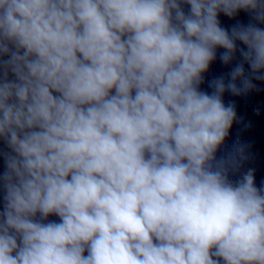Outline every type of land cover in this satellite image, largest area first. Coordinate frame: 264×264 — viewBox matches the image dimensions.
Listing matches in <instances>:
<instances>
[{
  "label": "clouds",
  "instance_id": "1",
  "mask_svg": "<svg viewBox=\"0 0 264 264\" xmlns=\"http://www.w3.org/2000/svg\"><path fill=\"white\" fill-rule=\"evenodd\" d=\"M262 26L264 0H0V264H264L225 100L262 91Z\"/></svg>",
  "mask_w": 264,
  "mask_h": 264
}]
</instances>
